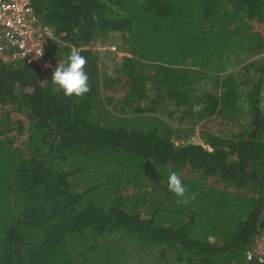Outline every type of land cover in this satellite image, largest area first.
Instances as JSON below:
<instances>
[{
  "label": "trees",
  "instance_id": "trees-1",
  "mask_svg": "<svg viewBox=\"0 0 264 264\" xmlns=\"http://www.w3.org/2000/svg\"><path fill=\"white\" fill-rule=\"evenodd\" d=\"M33 5L91 91L0 61V264H264L246 259L264 229V0ZM111 30L124 55L103 75L93 44ZM172 172L196 199L177 203Z\"/></svg>",
  "mask_w": 264,
  "mask_h": 264
},
{
  "label": "built area",
  "instance_id": "built-area-1",
  "mask_svg": "<svg viewBox=\"0 0 264 264\" xmlns=\"http://www.w3.org/2000/svg\"><path fill=\"white\" fill-rule=\"evenodd\" d=\"M55 39L52 27L38 17L33 0H0V61L20 60L52 76L60 61L67 63L66 59L49 53ZM246 259L264 263V229L256 235Z\"/></svg>",
  "mask_w": 264,
  "mask_h": 264
},
{
  "label": "clouds",
  "instance_id": "clouds-1",
  "mask_svg": "<svg viewBox=\"0 0 264 264\" xmlns=\"http://www.w3.org/2000/svg\"><path fill=\"white\" fill-rule=\"evenodd\" d=\"M41 57L42 53L36 54ZM68 63L65 65L63 62L55 67L52 73V83L63 91L65 97H78L82 98L91 91L89 83V75L86 71L87 58L83 56L79 50L73 49L67 57ZM261 97L264 98V91L261 92ZM206 103L201 102L194 104L192 111L201 112L206 108ZM264 117V112L261 114ZM169 191L174 193L178 198V204H187L190 200L196 199V194L193 193L188 196V188L184 185L180 176L176 172H172L168 176Z\"/></svg>",
  "mask_w": 264,
  "mask_h": 264
},
{
  "label": "rangeland",
  "instance_id": "rangeland-1",
  "mask_svg": "<svg viewBox=\"0 0 264 264\" xmlns=\"http://www.w3.org/2000/svg\"><path fill=\"white\" fill-rule=\"evenodd\" d=\"M256 25L258 29H261L260 24H256ZM119 45H121V37L118 31H112V30L108 31L104 33L101 37L95 40L93 47L100 51L104 59V62L101 64L103 75L105 74L114 75L115 67L118 66L121 60V57L124 55V53L120 51ZM261 57L264 58V52L261 53L259 58ZM251 61L254 62V60H251ZM216 77L217 76L215 74H209L208 77L203 79L204 85L206 87L213 86L212 83L215 81ZM262 112H264V99H263V105L261 108V112H258L259 123H260L258 128L261 127V124L264 122V117L261 116ZM178 118H179V115L177 113L176 116H174L173 118H170V122L178 123L176 125H180L181 128L190 127V124H191L190 122L186 121L185 123H179ZM204 125H207L208 127H210L212 131H217L218 129L221 128L220 121L218 120H215V121H212L206 124H203V122L201 121L197 123L195 127L192 128L193 133L188 134L190 135L189 139L196 141V142H203V139L200 137L201 136L200 129ZM184 177H190V174L189 175L185 174Z\"/></svg>",
  "mask_w": 264,
  "mask_h": 264
},
{
  "label": "water",
  "instance_id": "water-1",
  "mask_svg": "<svg viewBox=\"0 0 264 264\" xmlns=\"http://www.w3.org/2000/svg\"><path fill=\"white\" fill-rule=\"evenodd\" d=\"M259 125H260V123H259V117H258L257 120L255 121V127L252 130V132H254L258 128Z\"/></svg>",
  "mask_w": 264,
  "mask_h": 264
}]
</instances>
